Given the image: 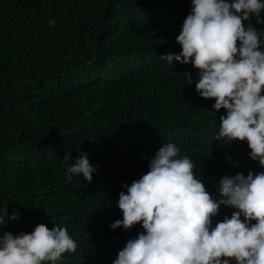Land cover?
<instances>
[{
    "label": "trees",
    "instance_id": "obj_1",
    "mask_svg": "<svg viewBox=\"0 0 264 264\" xmlns=\"http://www.w3.org/2000/svg\"><path fill=\"white\" fill-rule=\"evenodd\" d=\"M190 6L191 0H0V215L20 214L18 221L6 217L0 235L56 224L77 248L55 264H112L143 231L139 224L110 227L122 219V184L147 172L163 143H176L216 196L224 176L264 171L246 141H217L226 110L198 95L197 69L160 57L181 50L176 36ZM81 149L98 166L91 182L82 174L68 179ZM233 211L221 206L213 224Z\"/></svg>",
    "mask_w": 264,
    "mask_h": 264
},
{
    "label": "clouds",
    "instance_id": "obj_2",
    "mask_svg": "<svg viewBox=\"0 0 264 264\" xmlns=\"http://www.w3.org/2000/svg\"><path fill=\"white\" fill-rule=\"evenodd\" d=\"M262 11L264 0H191L176 36L181 50L160 57L197 69L198 95L214 98L217 112L226 110L217 141H246L249 156L264 168V28L252 23L255 18L264 24ZM184 75L191 85L194 78ZM80 153L67 168L68 179L82 174L91 182L98 166ZM193 168L176 143L166 142L149 159L147 172L122 184L116 201L122 219L110 227L127 231L139 224L143 231L126 241L112 264H264V171L224 176L216 196ZM221 206L235 211L213 224ZM6 217L18 221L20 214L0 215V227ZM76 248L67 228L56 224L31 234L4 231L0 264H55Z\"/></svg>",
    "mask_w": 264,
    "mask_h": 264
}]
</instances>
